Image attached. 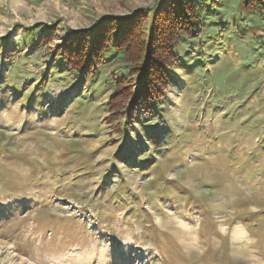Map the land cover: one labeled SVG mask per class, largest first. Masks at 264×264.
<instances>
[{
  "label": "rangeland",
  "instance_id": "obj_1",
  "mask_svg": "<svg viewBox=\"0 0 264 264\" xmlns=\"http://www.w3.org/2000/svg\"><path fill=\"white\" fill-rule=\"evenodd\" d=\"M189 0H0V264H264V3L197 0L154 106L108 111L125 56L60 46Z\"/></svg>",
  "mask_w": 264,
  "mask_h": 264
},
{
  "label": "trees",
  "instance_id": "obj_2",
  "mask_svg": "<svg viewBox=\"0 0 264 264\" xmlns=\"http://www.w3.org/2000/svg\"><path fill=\"white\" fill-rule=\"evenodd\" d=\"M253 6L264 0H242ZM197 0H189L175 9L161 8L152 14L150 32L142 25L146 13L113 17L93 30H79L68 37L60 48L66 63L72 69L81 70L83 77L113 49L125 56L128 75L114 80V91L108 102L113 119L126 107L145 109L164 96L171 78L176 39L180 33L188 34L197 28Z\"/></svg>",
  "mask_w": 264,
  "mask_h": 264
}]
</instances>
